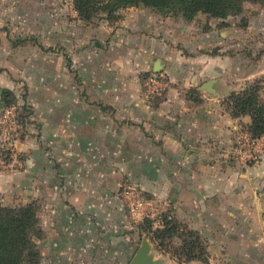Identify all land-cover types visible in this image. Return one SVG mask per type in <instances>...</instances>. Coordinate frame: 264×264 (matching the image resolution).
<instances>
[{"label": "crops", "instance_id": "0c3cea01", "mask_svg": "<svg viewBox=\"0 0 264 264\" xmlns=\"http://www.w3.org/2000/svg\"><path fill=\"white\" fill-rule=\"evenodd\" d=\"M76 13L47 23L45 49L32 47L42 64L26 66L27 49L0 37V87L19 88L8 72L23 80L31 110L11 160L0 155V195L8 206H38L41 264H128L133 221L120 192L129 181L199 233L208 264H264V151L252 163L233 146L251 121L187 96L200 80L223 78L227 58L203 55L184 19L133 7L112 35ZM151 75L165 90L147 98Z\"/></svg>", "mask_w": 264, "mask_h": 264}, {"label": "rangeland", "instance_id": "374dc122", "mask_svg": "<svg viewBox=\"0 0 264 264\" xmlns=\"http://www.w3.org/2000/svg\"><path fill=\"white\" fill-rule=\"evenodd\" d=\"M74 1L75 0H0V37L3 38L4 36H7L9 39H11V45L14 46V44H16L19 46L22 44V46L27 49V51H25L24 57L19 58L20 62L25 59V62L22 63H25L26 66L34 61H42L41 63H38L42 64L44 60L41 58V56L35 57V50H33L32 47L39 45V48H43V50L45 49V46L40 44L39 41L41 37L44 39L47 23L52 24V20H54L60 25L62 19L70 18V20H73V16L75 15L74 13H76L73 4ZM141 7L143 9H147L150 13L156 15L160 18V20L163 21H166L167 19H173L178 22L180 19H184L180 14H167L163 12H157L156 10H152L143 6ZM128 9L130 8L117 11L115 13L116 19L114 21H110L108 15L105 13H100L91 22H83L82 20H79L84 26H86L87 29L91 28V30L106 24L107 27H111V32L113 35L116 31L121 29L123 16H125L124 13ZM76 14L79 18L78 13ZM185 22L192 27H196V31L199 33L201 38L199 40L202 42L200 52L203 53V55H211L214 58H216V56H224L229 62V69L224 72L223 78L200 80V82L197 83V86L191 89L192 91L194 90V99H192V101L195 104H202L205 101L204 97L209 100L215 99L213 101H217V105L222 108V111L231 115V110L228 105V98L233 93H239L243 91L249 84H253L259 80L262 81L261 85L263 90L261 91V97L264 100L263 3H246L242 14L238 16H232L227 19H217L209 17L206 14H199L194 20H185ZM1 44L2 42L0 39V45ZM3 64H5L4 61ZM4 70L7 72L8 69H0V73L4 74L2 73ZM5 74L9 75L12 77V80H15L16 83L20 84L19 88L15 90V93L13 92L15 94L14 97L11 98L10 96L9 100L11 99L12 103H16L15 105L22 111V107L27 105V103H25L27 87L21 84L24 83L23 80L19 78L14 79V74L9 72ZM15 74L17 76H24V74H18L17 72ZM212 80H221L222 83L220 86L219 84L214 86L213 91H215L216 96L211 95L202 89L206 83ZM5 91L7 90L5 89L4 92ZM243 118H248V120H251L250 117ZM239 125V130L235 135L233 143L234 148L238 149V152L235 150L234 154H236L235 156L237 158H244L246 161L253 163L259 160L260 156L263 155L264 141L259 142V145H257L258 151L256 152V155H259L257 160H252V158L247 157L246 154L249 155V150L252 151V148L248 143L251 141L253 136L249 132L246 122L242 120ZM253 154L254 153L252 152V155ZM1 157L4 161H6V155H1ZM4 198L5 197L0 195L1 203H3L5 206H8L3 200ZM20 206H22V204L8 207ZM132 232L135 255L141 246L143 237L147 234L141 232L140 225L135 223L133 224ZM149 238L151 240V237ZM42 239V235H34L33 237V240L38 245V247V243ZM151 241L153 242L154 253L157 259H162L166 253L172 256L173 252L171 250L161 251L157 246V243H155L153 240ZM179 242L180 241L175 240V245H179ZM39 251L41 256L39 264H41L43 256L41 254L40 247ZM107 262L109 261H103L101 264H107ZM188 264L200 263L191 262Z\"/></svg>", "mask_w": 264, "mask_h": 264}, {"label": "trees", "instance_id": "16d2710c", "mask_svg": "<svg viewBox=\"0 0 264 264\" xmlns=\"http://www.w3.org/2000/svg\"><path fill=\"white\" fill-rule=\"evenodd\" d=\"M246 3L264 4V0H75L73 4L79 19L91 22L100 13L107 14L109 20L114 21L117 11L141 6L157 12L180 14L186 21L194 20L199 14L227 19L242 14ZM261 84V80L249 84L243 91L233 93L228 98L233 118L250 117L248 130L253 136L252 139L264 138ZM193 92L194 90H190L187 93L191 101L194 99ZM14 95L12 91H5L0 107L15 105L16 103L9 100ZM30 115L28 105L22 107L19 115L21 132L26 129ZM12 150L2 153L6 155V160H11L14 154ZM37 214L38 206L34 203L8 207L0 201V264H39L40 251L33 237L43 236V233L38 227ZM163 222L162 228H154L152 221L145 220L140 224V231L151 237L161 251L171 250L172 256L180 264L209 263V252L199 233L179 223L170 210L164 214ZM175 240L180 241V244L175 245Z\"/></svg>", "mask_w": 264, "mask_h": 264}, {"label": "built area", "instance_id": "2783aa9c", "mask_svg": "<svg viewBox=\"0 0 264 264\" xmlns=\"http://www.w3.org/2000/svg\"><path fill=\"white\" fill-rule=\"evenodd\" d=\"M145 86L147 98L160 94L165 90L163 81L157 75L149 76L146 79ZM20 112L21 109L16 105L0 108V155L12 150L15 141L21 135ZM261 140L264 141V138L251 139L248 144L251 146L252 151L249 150V155L246 154L247 157L252 158V160L258 159L259 155H256L257 145ZM120 196L133 224L140 225L145 220H150L154 228L163 227V216L169 211L167 202L146 196L140 187L130 181L123 185Z\"/></svg>", "mask_w": 264, "mask_h": 264}, {"label": "water", "instance_id": "95a60500", "mask_svg": "<svg viewBox=\"0 0 264 264\" xmlns=\"http://www.w3.org/2000/svg\"><path fill=\"white\" fill-rule=\"evenodd\" d=\"M161 64L158 62L156 64V67L154 69V73H160ZM219 81L212 80L208 83H206L203 86V90L207 91L209 94L216 96V93L214 90V86L217 85ZM4 90L0 87V102L3 97ZM153 242L150 240V238L146 235L143 237L141 246L134 255L133 259L130 261L129 264H164L163 259H157L154 253L153 248Z\"/></svg>", "mask_w": 264, "mask_h": 264}]
</instances>
